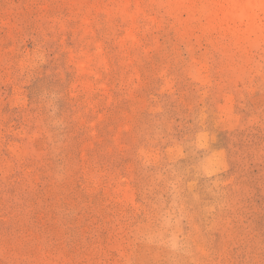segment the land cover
<instances>
[{
	"label": "rangeland",
	"instance_id": "obj_1",
	"mask_svg": "<svg viewBox=\"0 0 264 264\" xmlns=\"http://www.w3.org/2000/svg\"><path fill=\"white\" fill-rule=\"evenodd\" d=\"M259 0H0V264H264Z\"/></svg>",
	"mask_w": 264,
	"mask_h": 264
},
{
	"label": "bare ground",
	"instance_id": "obj_2",
	"mask_svg": "<svg viewBox=\"0 0 264 264\" xmlns=\"http://www.w3.org/2000/svg\"><path fill=\"white\" fill-rule=\"evenodd\" d=\"M258 7L263 11L264 13V0H259L257 3Z\"/></svg>",
	"mask_w": 264,
	"mask_h": 264
}]
</instances>
